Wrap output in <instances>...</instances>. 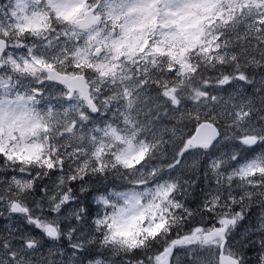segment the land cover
Wrapping results in <instances>:
<instances>
[{
	"label": "snow or ice",
	"instance_id": "6c2138e0",
	"mask_svg": "<svg viewBox=\"0 0 264 264\" xmlns=\"http://www.w3.org/2000/svg\"><path fill=\"white\" fill-rule=\"evenodd\" d=\"M0 264H264V0H0Z\"/></svg>",
	"mask_w": 264,
	"mask_h": 264
}]
</instances>
